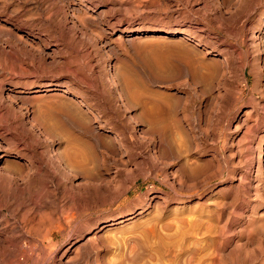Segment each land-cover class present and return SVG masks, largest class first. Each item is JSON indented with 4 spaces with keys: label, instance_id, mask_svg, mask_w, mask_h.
I'll use <instances>...</instances> for the list:
<instances>
[{
    "label": "rangeland",
    "instance_id": "374dc122",
    "mask_svg": "<svg viewBox=\"0 0 264 264\" xmlns=\"http://www.w3.org/2000/svg\"><path fill=\"white\" fill-rule=\"evenodd\" d=\"M0 40V264H264V0H0ZM157 98L165 136L125 121ZM91 127V181L34 178Z\"/></svg>",
    "mask_w": 264,
    "mask_h": 264
},
{
    "label": "bare ground",
    "instance_id": "6f19581e",
    "mask_svg": "<svg viewBox=\"0 0 264 264\" xmlns=\"http://www.w3.org/2000/svg\"><path fill=\"white\" fill-rule=\"evenodd\" d=\"M237 29V28H236ZM156 30H158V29H156V28H151V30H149V29H143V33H147V32H156V33H165V34H169V33H172L173 34V30H167V29H163V30H161V31H156ZM8 32V31H7ZM254 35V34H253ZM258 36V35H257ZM257 38V37H256ZM1 41V40H0ZM232 50H233V48H232ZM237 50V49H236ZM231 51V50H230ZM229 52V51H228ZM233 52V51H232ZM232 54V53H231ZM237 54H238V52H237ZM233 55V54H232ZM223 57V56H222ZM228 57H229V55H228ZM233 57V56H232ZM223 59H224V57H223ZM232 59H235L234 60V62L236 63L235 65L236 66H239V68L238 69H242L243 68V63L242 62H240L239 61V55H236V57H234V58H232ZM221 61V60H220ZM233 62V61H232ZM230 63V64H233V63ZM226 63H227V61H226ZM226 63H224L223 62V64H226ZM221 64V63H220ZM222 65V64H221ZM220 65V66H221ZM227 65H228V63H227ZM226 65V66H227ZM246 65V64H245ZM231 66V65H230ZM234 66V65H233ZM228 67V66H227ZM20 69H22L23 70V68H20ZM237 69V70H238ZM24 71V70H23ZM223 71V70H222ZM239 71V70H238ZM22 72V71H21ZM240 72H241V70H240ZM199 73V72H198ZM197 73V71H195V68H194V71H192L191 72V75H193L194 77H196V78H199V79H201L202 77H201V75H199ZM243 74V73H242ZM210 75V74H209ZM240 75V74H239ZM238 75V76H239ZM245 75V74H244ZM243 76V75H242ZM122 77V79H123V83H124V86L123 85H121L120 84V81L118 80V78L115 76H112V75H109V78L108 79H106V84H107V86L109 87V88H111V89H113L114 91L113 92H115L116 93V99H117V101H116V103H120V106H122L123 108H124V110L125 111H129L130 109H132V105L134 104V99L132 98V91H136V90H133V87H132V81L131 80H128L127 78H128V75H127V78H126V76L125 75H122L121 76ZM210 79V78H209ZM242 80V79H241ZM134 81V80H133ZM247 82V81H246ZM122 83V84H123ZM118 84H120V85H118ZM50 85V84H49ZM46 86H48V85H46ZM52 86V85H51ZM55 86V85H54ZM134 86V85H133ZM136 86V85H135ZM43 88V87H42ZM49 88H44V90L45 91H47ZM39 90V89H38ZM102 90V89H101ZM106 90V89H105ZM138 90V89H137ZM140 90V89H139ZM139 90H138V92H139ZM141 91V90H140ZM112 92V91H111ZM147 92H149L150 94H148V96L150 95L151 96V94H153V95H155V96H160V95H163V93H160L159 91H157L156 89H152V90H149V91H147ZM133 94H134V96L133 97H135L136 95H135V92H133ZM136 94H138V93H136ZM143 94V93H142ZM152 95V96H153ZM155 96H153V97H155ZM168 97V96H167ZM9 98V97H8ZM11 98V97H10ZM137 98V97H136ZM139 98V97H138ZM143 98H145V96L143 97ZM142 98V99H143ZM150 98V97H149ZM152 98V97H151ZM156 98V97H155ZM161 98V97H160ZM159 98V99H160ZM1 99V98H0ZM141 99V100H142ZM163 99V98H162ZM146 100H148V99H146L145 98V101ZM150 100H152V99H150ZM149 100V101H150ZM157 100H158V98H157ZM157 100H154L152 103H151V101H150V103L152 104L151 106H148V104H147V106L148 107H143V110L141 111V113H139L138 115H137V117L136 116H125L124 114H123V117L125 118V121L126 122H128V121H132V124L134 123H138L139 121H146L147 123H148V127H150L149 129H151V131H155V133L157 132L158 134H160V135H164L165 136V132H166V127H167V124H166V119H165V117H163V114H164V111H163V107H162V104L161 103H159V100L157 101ZM163 101V100H162ZM167 101H168V99H167ZM135 102H138L139 103V99L137 100V101H135ZM166 102V101H165ZM1 103V102H0ZM163 103V102H162ZM167 103V102H166ZM165 103V104H166ZM145 104V103H144ZM164 104V105H165ZM105 105V104H104ZM118 106V105H117ZM1 107V106H0ZM142 109V108H141ZM167 109V108H166ZM127 111V112H128ZM140 112V111H139ZM7 113H8V110H7ZM130 114V113H129ZM112 115V114H111ZM129 118H130V120H129ZM146 119V120H145ZM113 120H115V119H113ZM128 120V121H127ZM19 122V121H18ZM22 122V121H21ZM20 123V122H19ZM24 123V122H23ZM32 123V122H31ZM21 124V123H20ZM131 123H130V125H132ZM98 125V124H97ZM96 125V126H97ZM92 126V125H91ZM135 126V125H134ZM16 128V127H15ZM132 128H134V127H132ZM17 129V128H16ZM20 129V128H19ZM18 129V130H19ZM39 129V128H38ZM89 129H91V134H92V136H90V137H92L91 139H88L89 141H82V142H79V143H76V142H74L73 143V141H71V142H67V144H65V147L63 146V152L60 154H58V153H56V151L54 150V152L53 151H50L49 149H44L42 152H41V149H40V151H38L37 149H33V151H32V156L33 157H35L36 158V165L34 164V172H32L33 174H34V178H35V176H39V174L40 175H44L46 178H48L47 180H48V182L52 185V186H56V187H58L59 189H60V185L61 186H63L61 183L62 182H64V181H69V180H72V179H77V180H79V183H80V180H82L83 181V185L84 184H87L89 181H91V179L93 178L92 177V174H91V171H90V167L88 166L91 162H93V161H97V159H98V155H96L95 154V151L97 150V147H98V141H100V135L97 133V131H96V129H94L93 127H91V128H89ZM89 129H88V131H89ZM98 130V129H97ZM19 132V131H18ZM41 132V131H40ZM43 132L45 133V131L43 130ZM47 132V131H46ZM89 132V133H90ZM20 133V132H19ZM122 133V132H121ZM38 134V133H37ZM90 134V135H91ZM125 134H130L129 136H126ZM157 134V135H158ZM20 135V134H19ZM47 135V134H46ZM122 137L123 138H126V139H130L131 138V140L132 139H139V141L141 140L142 141V139H143V136L139 133V134H136V132L135 133H133L132 131H131V129H129L128 128V126H127V123H125V133H122ZM160 135L158 136V137H160ZM117 136V135H116ZM120 136H121V134H120ZM125 136V137H124ZM21 137H22V135H21ZM27 137V136H26ZM49 135H47V137L45 138V140H48L49 139ZM128 137V138H127ZM37 139L39 138L38 136L36 137ZM21 139V138H20ZM163 139V138H162ZM22 140H24V139H22ZM26 140V139H25ZM54 140V139H53ZM125 140V139H124ZM29 141V140H28ZM40 141V140H39ZM126 141H128V140H126ZM125 141V142H126ZM139 141H135L134 143L136 144V142H139ZM31 142V141H30ZM35 142V141H34ZM37 142V141H36ZM43 142V141H42ZM129 142H131L130 140H129ZM129 142H128V144H129ZM165 142V141H164ZM23 143V142H22ZM127 143V142H126ZM26 143H24V145H25ZM29 144V143H28ZM36 144H38V142L36 143ZM39 144H42V143H39ZM44 144H46V141H45V143ZM50 144H51V142H50ZM58 144V143H57ZM139 144V143H138ZM23 145V146H24ZM47 145V144H46ZM133 145V144H132ZM137 145V144H136ZM160 146H162V145H160ZM46 147V146H45ZM51 147V146H50ZM29 149H30V147H29ZM26 151V150H25ZM154 151V150H153ZM99 152H97V154H98ZM2 159V160H1ZM3 159H5L4 158V155H0V163H2L4 160ZM32 159V158H31ZM43 160V161H42ZM42 161V162H41ZM18 163V162H17ZM31 163H33L32 161H31ZM30 165V164H29ZM32 165V164H31ZM30 165V166H31ZM19 166V165H18ZM99 166V165H98ZM25 167V166H24ZM31 168H33V167H31ZM19 169H20V167H19ZM28 169H29V167H28ZM25 170V169H24ZM27 170V169H26ZM31 171H32V169H31ZM30 170H29V172H31ZM1 174V173H0ZM7 174V173H6ZM31 174V173H30ZM29 175V174H28ZM28 175H27V178H28ZM2 176V175H1ZM4 176H6V180H8L9 182L8 183H12L14 180H16L17 179V181H24L25 180V177L23 178V175H22V178H20V179H18V176H14V175H11V173L9 174V175H4ZM31 177V176H30ZM2 179H3V176L1 177ZM5 178V177H4ZM41 178V180H39V181H42V182H44L45 180H42V177H40ZM39 178V179H40ZM45 178V179H46ZM35 180H37V179H35ZM2 181V180H1ZM26 181V180H25ZM7 182V181H6ZM14 182H16V181H14ZM41 182V183H42ZM76 182V181H75ZM26 183V182H25ZM100 183V182H99ZM19 184V183H18ZM23 184V183H22ZM66 184V183H65ZM95 184V183H94ZM2 185H4L3 183H2ZM2 185H1V188H2ZM8 185V184H7ZM13 185V184H12ZM16 185V184H15ZM50 185V186H51ZM77 185H79V184H77ZM83 185H81L80 184V186H82L83 187ZM17 186V185H16ZM45 186V185H44ZM65 186V185H64ZM72 186V185H71ZM71 186H70V189H71ZM79 186V187H80ZM94 186H96V185H94ZM93 186V188H95ZM98 186H99V184H98ZM97 186V187H98ZM102 186H104V185H102ZM3 187H5V185L3 186ZM8 187V186H7ZM66 187V186H65ZM85 187V186H84ZM100 187V186H99ZM9 188V187H8ZM7 188V189H8ZM11 188V187H10ZM13 188V187H12ZM15 188V187H14ZM57 188V189H58ZM64 188V187H63ZM3 189V188H2ZM5 189V188H4ZM4 189L3 190H1V191H3L4 192ZM17 189H19L18 187H17ZM65 189V188H64ZM63 189V190H64ZM67 189V188H66ZM80 188H78V189H76L78 192L81 190H79ZM96 189V188H95ZM100 189V188H99ZM6 190V189H5ZM9 190V189H8ZM97 190H98V188H97ZM102 190V189H101ZM7 191V190H6ZM55 191V190H54ZM75 191V190H74ZM76 191V192H77ZM86 191V190H85ZM96 191V190H95ZM51 192H53V189H52V191ZM77 192V193H78ZM84 192V191H83ZM98 192V191H97ZM1 193V192H0ZM7 193V192H6ZM80 193V192H79ZM88 193V192H87ZM2 195H3V193H1ZM5 194V193H4ZM84 194H86V193H84ZM89 194V193H88ZM87 194V195H88ZM81 195H82V193L79 195L80 197H81ZM84 196V195H83ZM74 197V196H73ZM1 198V197H0ZM84 198H86V197H84ZM84 198H83V200H84ZM82 200V201H83ZM85 200H87V199H85ZM84 200V201H85ZM83 201V202H84ZM75 203H76V201H75ZM131 217L132 216H129L128 217V219L130 218L131 219ZM125 219V218H124ZM32 220H33V218H32ZM31 222V221H30ZM49 222V221H48ZM59 222V221H58ZM48 224V223H47ZM112 224H114V222H112V223H105L104 225H102L101 227H100V229L102 228V227H106V226H111ZM55 225H56V222H55ZM55 225H54V227H55ZM49 226H50V222H49ZM44 228V227H43ZM49 228V227H48ZM51 228H52V226H51ZM24 229V228H23ZM41 229V228H40ZM39 229V230H40ZM99 229V230H100ZM103 229V228H102ZM38 230V231H39ZM5 231H6V229H5ZM11 231V230H10ZM34 231V230H33ZM36 229H35V232H34V234H36V233H38L37 235H39L40 234V232H38ZM43 231V230H42ZM13 232V231H12ZM11 232V233H12ZM15 232V231H14ZM9 233V232H8ZM43 233V232H42ZM48 233V231L47 230H45V233L43 234L44 236L46 235ZM14 234V233H13ZM95 234V233H94ZM8 235V234H7ZM12 236V235H11ZM33 236V235H32ZM40 236H42V234L40 235ZM44 236H42V237H44ZM16 237H17V235H16ZM30 237V236H29ZM46 237V236H45ZM51 237V236H50ZM8 238V237H7ZM6 237H5V239H7ZM10 238V237H9ZM13 238H15V237H13ZM19 238V237H18ZM89 239H90V237H88ZM94 238V237H93ZM5 239H2V241L4 240V243L7 241V240H5ZM34 239V238H33ZM36 239V238H35ZM53 239V238H52ZM21 240H22V238H21ZM20 240V241H21ZM32 240V239H31ZM88 240V239H87ZM11 241V240H10ZM36 241V240H35ZM13 242H15V241H13ZM38 242V241H37ZM88 242H90V240L88 241ZM1 243V242H0ZM19 243V242H18ZM39 243H40V241H39ZM91 243H92V241H91ZM21 244V243H20ZM41 244V243H40ZM46 244V243H45ZM84 244V243H83ZM5 245V244H4ZM12 245V244H11ZM18 245V244H17ZM26 245V244H25ZM2 246V245H1ZM16 246V245H15ZM5 247H7V245L5 246ZM9 248V247H8ZM8 248H7V250H8ZM39 248V247H38ZM1 249H4V248H1ZM13 249V248H12ZM11 250V249H10ZM86 250V249H85ZM12 251H14V250H12ZM18 251V250H17ZM22 251V250H21ZM42 251H43V249H42ZM4 252H5V250H4ZM85 252V251H84ZM19 253V252H18ZM17 253V254H18ZM24 254H23V256H24V258L23 257H21V258H23V260H25L27 257H28V255L30 254V253H27L26 255H25V252H23ZM43 253V252H42ZM4 254V253H3ZM9 254V253H8ZM87 254V253H86ZM85 254V255H86ZM12 255L14 256V255H16V254H13L12 253ZM11 255V256H12ZM19 255V254H18ZM84 255V254H83ZM10 256V257H11ZM17 256V255H16ZM15 256V257H16ZM20 257V256H19ZM83 257H85V256H83ZM15 261V260H14ZM18 261H20V260H18ZM25 262V261H24ZM12 263H13V261H12ZM15 264V263H14Z\"/></svg>",
    "mask_w": 264,
    "mask_h": 264
}]
</instances>
